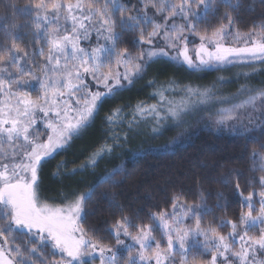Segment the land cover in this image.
<instances>
[{
	"label": "snow or ice",
	"instance_id": "1",
	"mask_svg": "<svg viewBox=\"0 0 264 264\" xmlns=\"http://www.w3.org/2000/svg\"><path fill=\"white\" fill-rule=\"evenodd\" d=\"M221 6L226 9L222 14ZM240 7V0H138L132 5L134 14L124 15L130 8L123 0H29L18 10L34 25L35 41H45L48 54L40 66L41 78L21 63L28 53L20 54L22 49L16 43L19 35L9 33L10 46L6 41L0 43V264H95L97 259L99 264H121L123 251L129 253L125 264H191L196 255L207 253L210 258L204 264H264V175L258 181L255 177L248 181L253 189L258 183L259 190L247 195L236 183L235 195L242 211L235 221H220L219 227L231 228L227 235L211 224L202 226L203 217L212 212L203 190L196 194L198 202L194 203H181L183 194L174 193L171 212H150L148 224H133L121 215L109 229L116 248L90 236L81 221L86 219L85 208L99 186L120 183L116 177L122 166L97 176L84 192L64 194L60 204L49 202L42 187L50 161L86 135L104 104L141 79L152 64L163 61L194 72L253 69L237 73L246 80L257 71V62L264 65V18L241 32L236 28L239 17L233 15ZM209 16L219 25L210 33L207 28L199 29ZM11 27L15 30L17 26ZM93 33L96 46L81 47L80 41L90 40ZM126 34L134 36L131 44L138 49L136 54L128 47H119ZM190 36H198L200 41L191 50L195 59L190 55ZM35 54L44 57V47ZM25 76L37 82L41 94L35 99L21 90L35 87ZM176 88L174 82L161 85L156 93L159 107L140 102L131 120L124 116L125 105L106 112L101 123L111 143L106 139L77 167L69 169L66 160L59 161L51 172L52 179L62 181L94 170L128 139L126 133L121 136L116 131L126 121L129 131L149 116L156 122L153 132L169 120L183 129L191 126L189 117L197 111H209L200 107L209 103L221 105L214 111L219 130L227 128L235 136L259 143V150L253 148L249 153L250 171L264 173V142L253 135L259 129L264 136V86L241 85L231 97H221L213 89L185 85L179 102L165 95ZM228 182L225 179L224 183ZM216 195L219 208L224 196L222 192ZM187 220H193L194 225H186ZM157 231L159 240L154 235ZM122 236L134 243L126 244ZM162 240L166 241L163 247ZM134 246H138L136 255L131 254Z\"/></svg>",
	"mask_w": 264,
	"mask_h": 264
},
{
	"label": "trees",
	"instance_id": "2",
	"mask_svg": "<svg viewBox=\"0 0 264 264\" xmlns=\"http://www.w3.org/2000/svg\"><path fill=\"white\" fill-rule=\"evenodd\" d=\"M123 2L127 3L130 8V12H126L124 15L134 14L135 9L132 8V5H136L138 0H123ZM27 3L29 0H0V43L6 41L10 46L12 36L9 33L14 31L19 35L21 39L16 40V43L22 49L20 54L28 53L21 63H26L32 74L40 77L42 76L40 66L48 54V49L45 46V41L41 40L39 43L35 41L34 25L31 24L27 16L18 11ZM240 3L238 14L233 13V15L239 17L236 28L241 32H246L254 22L259 23L264 18V3H261L260 0H240ZM13 5L14 7H12ZM250 7L254 10H249ZM224 11L226 9L221 6L220 14ZM13 24L17 26L15 30L11 27ZM218 26L217 20L209 16L206 22L199 25V29L202 31L207 28L210 33L212 28ZM133 39L132 34L122 36L124 42L119 47H128L133 54H136L138 49L132 47ZM190 40V47H196L200 43L198 36H190ZM41 47H44V57L35 54ZM24 79L30 81L34 86L37 83L32 79V76H25ZM21 90L30 92L32 96L38 94L37 86ZM133 99H135L134 103L145 101L140 98V95L132 96ZM101 115L100 112L96 122ZM201 116V114H197L196 118L188 122L189 125H206L204 121L197 122ZM188 127L185 125L183 128L186 130L185 132H188L184 136H181L180 132L183 130L176 127L167 129L162 135L153 137L154 140L130 146L114 157L115 161L103 164V170H99L98 174L92 175V177H86L87 170H85L76 176L66 177L62 181L52 179L51 172L59 161L66 160L69 169L77 167L87 159L91 151L97 148L93 141H85L84 137L77 139L66 152L57 155L46 166L43 175V194L49 199V202L60 204L64 194L72 191L77 193L86 191L97 176L120 165L123 167V171L116 177L120 183L115 186L112 184L99 186L93 199L87 203L86 219L81 223L90 230V236L102 241L104 245L116 248V241L109 229L121 215L128 216L132 219L133 224H148L150 223L148 219L150 212L161 210L170 212L172 210L171 198L174 193L183 194L181 203L185 201L194 203L198 202L196 194L201 190L205 194L208 206L212 208V212L203 217L202 226L207 227L211 224L217 227L221 234L227 235L231 228L219 227L220 221H235L242 211L240 198L235 195L236 183L240 184L245 195L248 191L259 190L258 183L255 185V189L250 188L248 184V181L253 177L258 181L259 176L264 175L259 171H250L249 153L253 148L259 150V143L246 141L245 138L235 136L229 131L211 129L207 125L187 131ZM253 135L260 142H264V136H261L259 129ZM174 138L178 140L173 141ZM92 139H96V137ZM165 145L167 147H161ZM137 154H143V158H137ZM225 179L229 181L228 184L224 183ZM218 192H222L224 196L220 201L221 207L219 208L216 207ZM104 196H107V199ZM255 198L258 199V197ZM109 200H114L115 203L110 204ZM116 205H120L123 211L121 212V208ZM256 207L258 209L259 204ZM130 231L133 235L136 234L135 228ZM256 234L258 235V232ZM154 235L158 240L160 239L159 231L154 232ZM17 243H23V240H18ZM161 244L163 247L165 240H162ZM124 253L122 263L127 258V253ZM209 258L210 253L196 255L193 262L204 263Z\"/></svg>",
	"mask_w": 264,
	"mask_h": 264
},
{
	"label": "rangeland",
	"instance_id": "3",
	"mask_svg": "<svg viewBox=\"0 0 264 264\" xmlns=\"http://www.w3.org/2000/svg\"><path fill=\"white\" fill-rule=\"evenodd\" d=\"M74 2V0H73ZM180 21H178L179 23ZM63 23V21H61ZM103 42V41H101ZM96 36L95 33L92 34L90 40H84L82 39L80 41V46L84 47L86 49H90L91 47L96 46ZM199 45V44H198ZM198 45L196 47H198ZM230 46H235L231 45ZM195 47H190V55H193V58L195 59L194 52L191 50ZM174 54V53H173ZM63 63V61H61ZM114 67V66H113ZM257 71L251 75L247 80L243 77L237 76V73L239 72H253V69L251 68H240V67H233L226 71H204V72H194L189 71L186 69V67H178L175 66L172 63H166V62H157L151 65L146 71V73L143 75L141 79H138L135 81V83L128 88L127 90L121 92L118 96L115 97V99L107 101L102 110H101V117L95 124L88 129L87 134L83 137L85 138V141H93L95 145H97V148L99 145L105 142L107 139L108 143H111V139H108L105 136V129L102 127V119L105 115V111H110L112 108L119 106V105H125L124 107V116L127 118V120H131L133 116V109L138 103H134L135 99L132 100V96L140 95V98L145 100L142 101L145 105H157L159 107L160 105V97L156 95L157 91L161 87V85H167L169 82H174L177 86L175 92L166 93V97L168 99H173L177 102L181 99L182 96H184V92L182 91L183 87L185 85H191L194 88H209L213 89L214 92L217 93V95L221 97H231L233 94L237 93L238 89H240L241 85L248 84L249 86H255V87H262L264 86V65L257 62L256 64ZM104 71H108V68H105ZM43 78V76H40ZM219 77H223V81L219 80ZM150 81H153V83H149ZM38 94L39 96L41 94L39 87L37 86ZM15 91V89H13ZM37 96H32V99H35ZM2 98V97H0ZM192 102L195 103L196 98L192 97ZM201 108H208L209 111H197L194 115L189 117V120H193L196 118L195 116L198 114H201L202 116L199 117L198 121H204L205 124L214 130H219L217 126L214 124V111L215 108L221 107L219 104H215L213 106L212 103H209L206 106H200ZM42 115V114H38ZM210 115L212 118H209ZM201 123V122H200ZM195 124V123H192ZM206 125H199V126H191L187 128V131L197 128H202ZM156 126V122L152 117H146L144 119L139 120L138 126H133L132 130L129 131L127 121L120 125L116 131L123 136L125 133L128 136V139L126 141H122V146L115 149V151L111 155L105 156L102 160L99 161L97 167L92 169H87V175L86 177H92V175H97L99 170L102 169L103 164H109L111 161H115L114 157L118 156V154L124 152L127 148L133 145H137L139 143H142L144 141H150L154 140L157 137V135H162L167 131V129H173L176 128L175 125L169 120L166 122H163L162 126L160 127V130L158 132H153V127ZM42 127V125H41ZM183 131H180L182 134L181 136H184L186 133L185 129H182ZM221 131H228L227 128L221 130ZM185 132V133H184ZM96 137V139H92ZM178 139H173V141H176ZM93 171L95 174H93ZM259 208V207H258ZM171 212V211H170ZM186 225H194L193 220H187L185 222ZM250 235H257L256 232H250ZM125 241L126 244H133L134 242L131 241L127 237L121 238ZM202 239V238H201ZM166 245V241H165ZM164 245V246H165ZM238 249V243L236 245ZM138 246H134L132 249L131 254L136 255L137 254ZM127 253L128 256L129 253L127 251H123ZM124 253V254H125ZM147 254V253H146ZM179 258H177L178 260ZM122 261V260H121ZM95 264H99V260L97 259L95 261ZM121 264H125V262H121ZM154 264V262H153ZM191 264H204V263H196L191 262Z\"/></svg>",
	"mask_w": 264,
	"mask_h": 264
}]
</instances>
